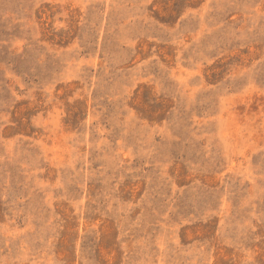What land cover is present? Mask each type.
<instances>
[{
  "label": "rangeland",
  "instance_id": "374dc122",
  "mask_svg": "<svg viewBox=\"0 0 264 264\" xmlns=\"http://www.w3.org/2000/svg\"><path fill=\"white\" fill-rule=\"evenodd\" d=\"M0 264H264V0H0Z\"/></svg>",
  "mask_w": 264,
  "mask_h": 264
}]
</instances>
